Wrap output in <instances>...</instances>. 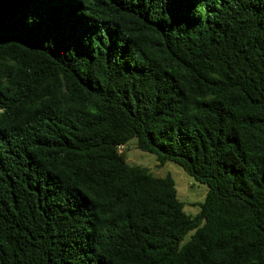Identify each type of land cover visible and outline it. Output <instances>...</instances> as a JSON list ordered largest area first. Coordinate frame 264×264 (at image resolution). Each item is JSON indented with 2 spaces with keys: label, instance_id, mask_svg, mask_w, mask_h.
<instances>
[{
  "label": "trees",
  "instance_id": "16d2710c",
  "mask_svg": "<svg viewBox=\"0 0 264 264\" xmlns=\"http://www.w3.org/2000/svg\"><path fill=\"white\" fill-rule=\"evenodd\" d=\"M0 264H264V0H0Z\"/></svg>",
  "mask_w": 264,
  "mask_h": 264
},
{
  "label": "rangeland",
  "instance_id": "374dc122",
  "mask_svg": "<svg viewBox=\"0 0 264 264\" xmlns=\"http://www.w3.org/2000/svg\"><path fill=\"white\" fill-rule=\"evenodd\" d=\"M118 151L124 154L127 163L144 166L155 176L169 174L174 183L176 197L183 202L184 211L188 214H194L198 211L196 203L204 197L205 184L194 181L172 161L158 165L153 154L140 151L135 147L133 138L119 146Z\"/></svg>",
  "mask_w": 264,
  "mask_h": 264
}]
</instances>
